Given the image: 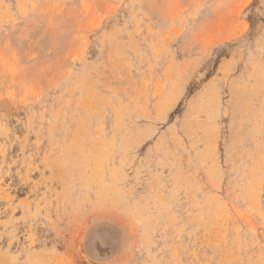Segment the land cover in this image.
<instances>
[{
  "label": "rangeland",
  "instance_id": "1",
  "mask_svg": "<svg viewBox=\"0 0 264 264\" xmlns=\"http://www.w3.org/2000/svg\"><path fill=\"white\" fill-rule=\"evenodd\" d=\"M0 264H264V0H0Z\"/></svg>",
  "mask_w": 264,
  "mask_h": 264
}]
</instances>
